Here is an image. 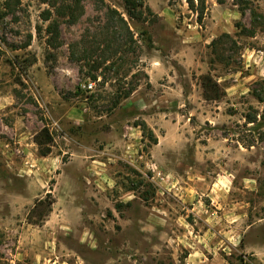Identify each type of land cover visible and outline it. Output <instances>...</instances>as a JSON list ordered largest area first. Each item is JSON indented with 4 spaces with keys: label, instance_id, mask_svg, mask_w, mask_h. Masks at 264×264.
Returning <instances> with one entry per match:
<instances>
[{
    "label": "rangeland",
    "instance_id": "374dc122",
    "mask_svg": "<svg viewBox=\"0 0 264 264\" xmlns=\"http://www.w3.org/2000/svg\"><path fill=\"white\" fill-rule=\"evenodd\" d=\"M49 1L0 0V264H264V0H205L201 22L187 0L141 19L104 0L139 47L101 64L104 5L70 22ZM81 38L95 53L73 59Z\"/></svg>",
    "mask_w": 264,
    "mask_h": 264
},
{
    "label": "trees",
    "instance_id": "16d2710c",
    "mask_svg": "<svg viewBox=\"0 0 264 264\" xmlns=\"http://www.w3.org/2000/svg\"><path fill=\"white\" fill-rule=\"evenodd\" d=\"M98 1L105 7L104 23L101 26V30L95 34V40L92 43V45L95 47V50H99V60L97 61L98 64H101L103 61L110 60L118 53L121 56L128 53L135 54L138 51L137 47H139V45L137 44L133 31L129 28V25L126 19L124 18L123 13L118 11L115 7L107 4L104 0ZM187 2L189 8L196 11L197 21L201 22L205 11V0H197V4H195V0H187ZM122 3L126 14L132 19H141L145 14V10L148 9V7L145 5L144 0H122ZM49 4L52 6L57 16L67 17L70 22L75 21L83 11L81 0H54L51 1ZM50 17L51 11L46 10L44 20H48ZM56 23L57 21L54 20L48 25V31L51 33V35L48 36L46 40L47 43L51 46L57 45L58 25ZM236 26H239V24ZM247 32L250 35H253L255 33V30L248 29ZM116 33L119 35V37H116ZM139 35L140 37L144 38L149 45L152 44L150 35L146 30H141L139 32ZM100 36H102V39H100ZM224 36L229 35L224 33ZM84 41L85 40L81 38L80 40L71 43L70 56L73 59L80 60L91 58L93 56V52L95 53V50L89 51L88 49H86ZM115 41L117 46L111 48V42ZM101 42L103 43V46H101ZM215 42L216 39H213L210 44L213 45L215 44ZM78 47H82V49L81 51H79L80 55L77 56L76 53ZM112 62L113 59L111 63ZM98 66L99 65H96V68ZM92 78L95 80L96 77L92 75ZM201 83L203 87V95L206 97V99H217L222 94V90L220 89L219 83L209 74L201 76ZM129 92L130 91L128 90L124 93L123 96H126ZM245 119L247 122H254L255 117L246 115ZM143 129L145 130V127H143ZM34 141L38 147V153L41 156H46L48 153H50L53 136L52 133L49 131L48 127H42L41 130L35 135ZM153 142L155 143L156 139H153ZM37 203L45 205V210L42 214L43 216L47 215L52 202L49 201L46 203L43 199H40L37 201Z\"/></svg>",
    "mask_w": 264,
    "mask_h": 264
},
{
    "label": "crops",
    "instance_id": "0c3cea01",
    "mask_svg": "<svg viewBox=\"0 0 264 264\" xmlns=\"http://www.w3.org/2000/svg\"><path fill=\"white\" fill-rule=\"evenodd\" d=\"M44 260H41L40 261L41 264H68L66 261H64V262L61 263L58 258L56 260H51V259L49 260L47 258H44ZM76 264H79V262L76 263Z\"/></svg>",
    "mask_w": 264,
    "mask_h": 264
},
{
    "label": "built area",
    "instance_id": "2783aa9c",
    "mask_svg": "<svg viewBox=\"0 0 264 264\" xmlns=\"http://www.w3.org/2000/svg\"><path fill=\"white\" fill-rule=\"evenodd\" d=\"M93 86V82L88 83V88H91Z\"/></svg>",
    "mask_w": 264,
    "mask_h": 264
}]
</instances>
